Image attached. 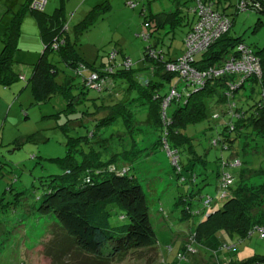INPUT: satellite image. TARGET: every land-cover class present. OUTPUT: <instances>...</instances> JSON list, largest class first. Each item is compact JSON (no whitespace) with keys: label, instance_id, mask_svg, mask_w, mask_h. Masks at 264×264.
<instances>
[{"label":"rangeland","instance_id":"374dc122","mask_svg":"<svg viewBox=\"0 0 264 264\" xmlns=\"http://www.w3.org/2000/svg\"><path fill=\"white\" fill-rule=\"evenodd\" d=\"M26 1L17 0L14 12H18ZM183 1H189L186 6H193L190 0H181ZM1 2L5 3L6 0ZM56 2L58 5L57 0H48L43 12L50 14L54 10L50 9L51 4ZM104 2L109 4V11L102 12L95 26L83 32L76 45L77 54L87 65L101 69L107 67L109 61L118 66L116 68L119 70L123 69L124 61L129 60L130 66L127 68L131 67L132 78L138 81L144 77L152 78L146 68L149 64L143 62L144 49L147 47L150 51L148 45L154 48L156 54L163 51L165 60L169 57L176 59L182 54V40L187 30L185 19V23L174 29V39L171 41L170 34L166 38L164 36L167 30H160L157 33L153 29L147 39L142 38L143 34L148 35L149 29L144 27L145 19L141 13L144 12V16L150 20V14L155 15L174 9L177 6L174 0H66L69 31L72 32L85 12ZM131 3L133 6H129ZM237 4L238 0H221L219 4V9L221 11L223 9L232 21V27L229 29L230 37L240 38L254 51L262 49L264 15L251 10L238 12ZM183 10L185 13V8ZM216 12L219 13L217 10ZM194 22L195 19L192 25ZM33 24L35 25L34 19L29 14L21 19L18 48L15 53L18 69L25 79H20L8 87H0V264H161L162 262L163 264H231V258L234 259L235 264H239L256 256H264V239H260L258 236L260 233L256 231L251 237L249 235L253 232L251 230L244 240L237 235L218 232L201 244H195L194 253L184 257L179 256L180 248L185 242L192 244L193 236L189 233L194 231L199 219L180 221L183 205L176 203L185 196L188 186L181 184L175 178L172 169L174 165L165 150H159L151 155L142 151L141 158L133 164L134 169L130 172L137 178L147 198L158 254L155 251L139 250L114 258L110 262H102L103 259L84 260L74 251L75 248L62 235L54 220L42 216L37 211V199L42 196L44 190L42 185H48L50 177L62 174L63 171L55 164V160L66 156L65 141L68 138L85 137L88 132L93 131L95 124L88 115L92 114L96 107L124 102L131 118L139 125L147 123L148 107L141 104L138 89L129 88L127 82L120 79L110 83L111 85L107 84V91L99 93L85 90L83 81L89 77L91 69L85 67L80 76L76 75L75 71L67 70L62 64L57 63L58 58L53 55L50 60L56 63L58 69L56 82L62 85L65 79H71L72 87L65 96H53L43 104H35L26 80L31 74L32 66L40 57L42 45L40 39L33 35L30 28ZM159 39V44L156 45ZM161 39L164 46L161 44ZM1 47L0 42V51ZM111 52L116 54L115 59L109 57ZM151 58L155 61L154 57ZM200 58L198 57L197 60ZM153 78L154 82H158L159 78ZM177 85L179 92H182L184 84L174 83L173 87ZM241 85L233 91L228 87L227 93L230 98ZM248 87L249 85L246 84V89ZM168 88L169 85L164 90H169ZM242 93L245 94L241 90L236 95V103L238 108L244 107V111L259 100L258 88L255 89L251 99H246ZM70 99L74 100L72 106L68 105ZM221 106L210 113L211 116L214 113L219 115L216 119L213 118L218 124L209 120L187 127L184 134L191 140L189 151L192 152L185 150L189 152L186 155L180 150L182 167L178 160L175 166L176 169L181 168L182 177H188L189 171L193 173L196 181L199 182L193 188L200 189V198L208 196L215 199L216 203L208 210L204 209L203 203L193 201L194 210L199 211L203 208L206 211L205 215L221 208L224 203L219 199L217 189L215 175L217 159L220 164L228 163V168L222 164L225 166L224 169L235 176L238 170L234 169L238 166L230 165L237 163L236 159L233 161L232 151L240 154L239 157L242 163L244 162L242 169L245 170L241 171L243 175L238 177L237 182L260 185L262 179L256 177L255 171H264V143L259 139H254L250 145L253 147L251 150L255 152L247 150L245 155L241 153L237 144L233 145L232 151H220L211 146L216 133L222 128L221 123H225L226 117L230 115V112L223 114L220 111L223 108ZM164 108H168L167 113H172L176 109V104L172 103ZM214 125H217L214 128L217 131L210 130ZM148 131L147 142L152 141L154 137L151 131ZM112 134L125 137L123 146L117 145L115 139H109ZM133 139L143 145L141 141L144 136L141 133H133ZM97 143H106V147L110 148L113 154H119L123 149L127 152L131 150L128 132L120 118L111 126L102 129L94 138L93 146L98 152L101 148L97 147L99 145ZM145 144L147 146V143ZM81 150L88 153L85 145H81ZM195 157L201 158L203 163ZM106 158L107 154L102 153V162ZM118 167L122 168V163ZM204 175L207 177L206 182L200 181ZM9 188L11 190H8ZM262 201L264 203V199ZM119 216L120 212L116 208L111 209L110 222L113 225H127L128 220L126 218L120 220Z\"/></svg>","mask_w":264,"mask_h":264},{"label":"trees","instance_id":"16d2710c","mask_svg":"<svg viewBox=\"0 0 264 264\" xmlns=\"http://www.w3.org/2000/svg\"><path fill=\"white\" fill-rule=\"evenodd\" d=\"M31 1L27 0L26 4L19 8L18 12H13L12 19L5 27L4 34L0 37L2 45L0 51V87H8L20 79H25L18 69L15 53L18 48L21 19H23L24 15L29 14L36 22L42 44L40 57L36 64L32 66L31 74L26 80L35 104H43L53 96H65L72 87L71 79H65L62 85L56 82L58 69L55 65L56 63H52L50 60L53 55L58 58L57 63L62 64L67 70L75 71L76 75L80 76L85 67H87L91 69L89 77L92 74L99 76L98 83L102 85L101 90L97 91L86 86L89 77L83 81L85 90L99 93L107 91V84L111 85L110 83L120 79L127 82L129 88H137L141 104L148 107V121L143 125L136 124L133 121L124 102L115 103L111 106L96 107L94 112L88 115L95 124L93 131L91 133L88 132L85 137H80L79 139L68 138L65 141L66 156L63 159L55 160V164L63 172L60 176L50 177L48 185H42L44 190L42 196L37 199V211L42 216L50 217L54 220V224L60 229L62 235L75 248L74 251L81 255L84 260L89 261L92 258L99 261L103 259L102 262H110L114 258L126 256L139 250L155 251L158 254L157 239L150 221L147 198L137 178L130 174L131 170L134 169L133 164L141 158L140 153L142 151L148 152L149 155L159 150L166 151L164 141L169 149L175 152L180 163V150L186 155L192 152L189 151L191 140L184 134L187 127L209 120L218 124L210 113L214 111L213 109L222 105L221 107L223 108L220 111L226 114L228 112L227 103L232 107V113L234 114L228 115L225 123H221L222 128L216 133V138L213 139L216 140V145L211 142V146L220 151H232L233 145L237 144L243 155L246 154L247 150L255 152L251 150L253 149L250 146L251 142L254 139H259L264 143V106L261 100V90H264V47L254 51L245 45L240 38L230 37L228 30L205 53H200L195 57L193 66L197 70H202L214 65H222L231 54L235 53L236 48L242 44L250 48L258 57L261 78L247 79L233 93L234 96L232 98H226L229 83L236 80L235 77L231 76L212 80L197 92L188 90V96L184 95L180 102L178 100L172 101V103L176 104V109L172 113H167L168 108L165 109L164 119L161 108L162 102L167 97L174 83L180 82L175 74L165 71V66L168 63L178 61L183 56L184 46L182 54L176 59L169 57L165 60L163 51L156 54L154 48L148 45V48L154 52L155 61L147 53L148 49L146 47L143 51V62L149 64L146 65V68L152 78H159L158 82H154L152 78L149 79L148 77L134 81L131 67L126 68L122 65L123 69L118 70L116 68L118 66L108 61L107 67L104 66L101 69L92 68L76 52V45L81 34L95 26L101 18L102 12L109 11V4L104 2L91 8L70 32L65 14V0H59V5L52 14L43 12L48 0H46L42 10L32 9L30 7ZM174 1L177 2V6L174 9L155 15L150 14V20L144 16V12L141 13L145 19L143 25L149 29L148 36L152 34L153 29L157 33L160 30H167L164 36L166 38L170 34L171 41L174 39V29L185 23V20L187 27H190L189 24L191 23L189 22L195 19L193 9L197 0H190L193 3L192 7L186 6L189 1ZM200 1L203 4H211L215 11L217 10L228 18L223 9L222 11L219 9L221 0ZM241 1L243 0H238L237 6ZM249 1L251 3L257 1L261 4L259 11H253L248 4L249 10L264 15V0ZM129 6H133V4L131 3ZM187 15H191L190 19H186ZM178 21L179 23H176ZM230 22L232 27V21ZM159 41L160 39L156 45L159 44ZM161 44L164 46L162 39ZM54 45H56V48H54ZM170 47L171 42L168 46L167 54ZM198 57L201 58L197 60ZM246 84L249 85L248 89H246ZM167 85H169V90H164ZM256 88L259 89V100L245 111L244 107L238 108L236 95L242 90L245 93H242V95L246 99H251ZM247 92L248 94H246ZM73 101V99H70L68 105L72 106ZM119 118L122 119L128 132L130 139L129 148L131 150L127 152L125 151L126 149H123V152L113 154L110 152L111 149L106 147V143H97L99 144L97 147H100L101 150L95 151L93 146L94 138L98 136L102 129L111 126ZM216 126L214 125L210 130H215ZM148 130L151 131L150 133L154 137L151 139L152 141L147 142L148 136L146 134L149 133ZM246 131H249V133ZM135 132L144 136L141 141L142 146L133 139V133ZM150 138L151 136L149 140ZM109 139H115L117 145L123 146L125 137L119 134H112ZM145 143H147V146H145ZM81 145L87 147L88 153H84L81 150ZM233 151V161L236 159L240 162V166L234 169L238 170L233 176L234 184L227 191L229 194L228 198L224 200L220 198L221 194L218 190L219 199L224 201V203L221 208L215 209L208 215L204 214L205 210H207L205 207V210L202 208L199 211L194 210L192 207L194 200L203 203L204 206L205 200L211 198L208 196L200 198V189L193 188L199 183L193 173L189 171L188 177L185 178L182 177L181 168L172 167L177 181L188 186L185 196L181 197L176 203L177 205H183L180 221L186 222L190 219H199L194 231L189 233L190 236H193L192 244L185 242L180 248L179 256L184 257L187 255V246L194 247L195 244L199 245L202 241L218 232L237 235L244 240L251 231L253 232L249 233V235L251 237L255 235L254 227L264 228V203L262 201L264 199V171H255L256 177L262 179L260 185L255 186L242 181L237 182L238 177L243 175L241 171L245 169H242L244 162L242 163L239 157L240 154ZM102 153L107 154L104 162L101 159ZM195 159L203 163L201 158L195 157ZM121 163L123 167L119 168L118 165ZM215 163L217 166V172L215 173L217 189H219L220 173L225 167L222 164L225 163H218V159ZM111 167H114V172L110 171ZM200 181L206 182V175ZM8 190L11 189L9 188ZM214 203L216 201L212 199L211 208ZM113 208L120 212V220L124 218L128 220L127 225H113L110 222L111 209ZM202 211L203 213H201ZM230 263L235 264L233 258L230 259ZM239 264H264V256H256Z\"/></svg>","mask_w":264,"mask_h":264},{"label":"built area","instance_id":"2783aa9c","mask_svg":"<svg viewBox=\"0 0 264 264\" xmlns=\"http://www.w3.org/2000/svg\"><path fill=\"white\" fill-rule=\"evenodd\" d=\"M255 1V0H254ZM46 4V0H32L30 2V7L32 9L42 10ZM249 7L253 11H259L261 4L259 2H250L249 0H243L237 6L239 11L249 10ZM251 10V11H252ZM193 15L195 17V22L192 25L189 33L185 36L183 41L184 46V54L183 56L174 63H168L165 66V71L167 73H174L178 78V83H183L184 88L182 92H179V85L173 87L169 91V95L164 98L162 102V111L164 118V111L166 108L170 106L172 101H181L184 95L188 96V88L192 89V92H197L202 89L208 82L212 80L219 79L224 76L236 77V80L232 83H229L228 87L231 91L235 90L239 85L243 84L249 78H261V68L260 61L255 53L248 47L240 44L235 53L231 54L229 58L222 63V65H214L212 67H208L206 69L197 70L193 63L195 62V57L200 53H205L208 48L217 41L223 34H225L231 28L230 20L220 14L217 13L211 4H203L200 0L196 1L195 8L193 9ZM66 28V27H65ZM148 35H143L142 38L147 39ZM56 48V45H54ZM149 56L154 57V52L152 50H148L147 52ZM109 57L114 59L116 58L115 53H110ZM123 66L127 68L130 66V61L126 60L123 63ZM110 71V70H109ZM98 75L92 74L87 80L86 86L95 89L97 91L101 90L102 85L98 83ZM228 98H230L229 93L226 94ZM261 100H263L264 106V90L261 93ZM168 105V106H167ZM228 112L232 113V107L230 104L227 106ZM227 112V113H228ZM218 114H214L212 118L216 119ZM165 119V118H164ZM164 148L174 167L177 165V156L174 151H171L164 141ZM213 145H216V140L212 141ZM235 163H230L233 167H239L240 162L236 160ZM229 164H225L226 168H228ZM227 169L222 170L220 173V181L218 183L219 191L221 194V199L228 198L229 194L227 191L234 184V177L230 172H226ZM111 172H114V167L110 168ZM212 199L208 198L204 202V207L208 210L211 207ZM256 232H259L260 238H264V228L259 229L255 227ZM254 231V232H255ZM255 232V233H256ZM252 233V232H251ZM191 247V246H190ZM187 246V254H192L195 252L194 248H190ZM182 258V257H181Z\"/></svg>","mask_w":264,"mask_h":264},{"label":"crops","instance_id":"0c3cea01","mask_svg":"<svg viewBox=\"0 0 264 264\" xmlns=\"http://www.w3.org/2000/svg\"><path fill=\"white\" fill-rule=\"evenodd\" d=\"M2 0H0V8H2V11L0 12V20H1V25H0V37L4 34V32H5V27L9 24V22H10V20L12 19V14H13V12L15 11V8H14V6H15V4L17 3V0H6V2L5 3H3V2H1ZM58 1V5H59V0H57ZM79 1V0H78ZM57 2H56V4L54 3V4H51V7H50V9H56L57 8ZM21 6V5H20ZM64 7H65V14H66V18L68 19V10H67V6H66V0H65V4H64ZM17 9V8H16ZM53 10V11H54ZM52 11V12H53ZM52 12L50 13V14H52ZM87 14V12H85V14L81 17V19L79 20V21H81L84 17H85V15ZM190 17H191V15L190 16H188L187 15V17H186V19L188 18V19H190ZM185 19V18H184ZM78 21V22H79ZM34 22H35V20H34ZM77 22V23H78ZM76 23V24H77ZM189 23H191V24H189L190 25V27L192 26V21H190ZM190 27L188 26L187 27V30H186V32H185V34L189 31V29H190ZM31 28V30H32V32H33V35H34V37H35V35H36V37L37 38H39V34H38V27H37V25H36V22H35V25L33 24L32 25V27H30ZM185 34H184V36H185ZM184 36H183V40H184ZM40 39V38H39ZM183 40H182V45H183ZM40 42H41V40H40ZM42 45V44H41Z\"/></svg>","mask_w":264,"mask_h":264},{"label":"clouds","instance_id":"9594fccd","mask_svg":"<svg viewBox=\"0 0 264 264\" xmlns=\"http://www.w3.org/2000/svg\"><path fill=\"white\" fill-rule=\"evenodd\" d=\"M194 248V247H193ZM194 250H196L195 248H194ZM186 254H187V252H186Z\"/></svg>","mask_w":264,"mask_h":264}]
</instances>
